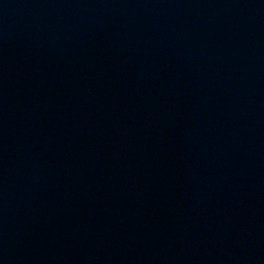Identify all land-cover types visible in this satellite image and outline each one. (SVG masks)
I'll return each mask as SVG.
<instances>
[{"label":"water","instance_id":"95a60500","mask_svg":"<svg viewBox=\"0 0 264 264\" xmlns=\"http://www.w3.org/2000/svg\"><path fill=\"white\" fill-rule=\"evenodd\" d=\"M0 264H264V0H0Z\"/></svg>","mask_w":264,"mask_h":264}]
</instances>
